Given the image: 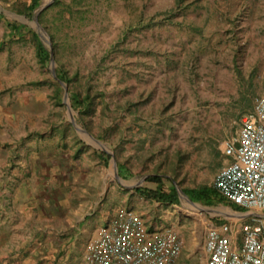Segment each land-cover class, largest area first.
I'll return each instance as SVG.
<instances>
[{
  "label": "rangeland",
  "instance_id": "1",
  "mask_svg": "<svg viewBox=\"0 0 264 264\" xmlns=\"http://www.w3.org/2000/svg\"><path fill=\"white\" fill-rule=\"evenodd\" d=\"M47 1L51 0L42 3ZM196 1L185 0V5ZM199 4L182 11L175 0H91L84 18L75 15L63 28L61 34L71 48L62 62L71 74L79 73L83 81L90 79L104 90L118 117L121 113L115 108L129 100L140 102L134 115L120 118L128 141L120 145L118 135L101 141L121 159L150 157L152 167L167 157L175 159L193 140L228 137L240 129L254 99L264 94V0H199ZM2 9L5 3L0 0ZM59 10H51L49 16L55 17ZM7 11L8 20L32 28L31 19L25 22ZM168 17L172 19L167 21ZM139 22L154 26L134 27ZM6 34L5 21L0 22V161L5 153L15 157L33 154L35 148L40 157L44 152L68 157L75 137L96 148L90 138L76 132L66 104H55L52 83L30 85L50 80V64L47 69L40 66L31 42L5 43L2 49ZM134 117L142 121H130ZM65 126L67 141L61 145L60 128ZM49 129L50 143L45 145L38 135ZM9 169L16 170V163ZM194 182L189 175L185 186ZM219 211L236 217L229 209ZM185 213L197 218L191 210ZM101 223L106 220H98Z\"/></svg>",
  "mask_w": 264,
  "mask_h": 264
},
{
  "label": "crops",
  "instance_id": "2",
  "mask_svg": "<svg viewBox=\"0 0 264 264\" xmlns=\"http://www.w3.org/2000/svg\"><path fill=\"white\" fill-rule=\"evenodd\" d=\"M239 130L216 141L193 140L186 150L170 159V162L175 160L177 171L162 165L160 174L155 172L164 160L150 167V157H136L134 162L129 157L125 166L124 159L114 154L117 163L114 166L112 157L106 161L95 152L97 148L88 147L81 140H75L68 157H56L55 152L49 155L44 152L40 157L36 154L39 148L33 154L15 157L9 152L3 154L0 264H85L89 246L99 237L101 229L125 212L135 213L142 222L140 243L149 245L156 234L172 230L184 242L176 264H204L208 258L205 245L210 228L224 223L241 226L252 219L264 224V210L236 211L226 198L225 203L211 206L192 204L179 194V201L171 204L146 197L142 190L157 189L158 184L150 181L155 176L162 177L165 184L174 185L176 190L177 186L183 191L213 188L216 174L232 161L223 144L236 139ZM49 136L50 129L38 135L39 141L46 145L50 143ZM66 141L61 140V145ZM10 163H16L17 169L10 170ZM189 175L196 180L192 187L185 186ZM219 205L225 206L216 207ZM197 207L201 209L197 211ZM223 209H229L236 217L219 211ZM186 210L195 212L197 218L193 220ZM100 219L106 223L98 224Z\"/></svg>",
  "mask_w": 264,
  "mask_h": 264
},
{
  "label": "built area",
  "instance_id": "3",
  "mask_svg": "<svg viewBox=\"0 0 264 264\" xmlns=\"http://www.w3.org/2000/svg\"><path fill=\"white\" fill-rule=\"evenodd\" d=\"M232 161L215 176L213 188L246 210H264V94L241 119L238 137L224 142ZM142 222L125 212L101 229L88 249L85 264H176L184 246L172 230L155 235L149 245L139 242ZM204 264H264V224L258 219L234 226L224 223L207 232Z\"/></svg>",
  "mask_w": 264,
  "mask_h": 264
},
{
  "label": "trees",
  "instance_id": "4",
  "mask_svg": "<svg viewBox=\"0 0 264 264\" xmlns=\"http://www.w3.org/2000/svg\"><path fill=\"white\" fill-rule=\"evenodd\" d=\"M5 3V9L10 10L18 15H23L29 19H32L34 11L42 4V0H3ZM257 0H253L256 3ZM91 4V0H71L70 2H65L63 0H56V2L44 10L39 16L40 23L48 31L52 38L55 59H56V72L58 78L68 84V92L70 95L71 106L76 113L78 122L83 125L90 133H92L98 140L102 142L111 141L118 135V143L124 144L128 141V134L122 128L120 118L122 120L129 119L130 116L137 112V108L140 102H134L129 100L124 106H118L115 108L117 114L121 116L118 117L114 115V110L111 108V101L107 100L106 92L97 88L95 84L91 82L90 79L83 81L79 73L71 74L64 66L62 62L65 53L71 44H69L68 39L62 36V31L65 26H69L75 15L84 18L85 14L89 11L86 6ZM176 8L185 11L191 7L199 8V0L192 2L191 5L186 6L185 0H175ZM59 7L57 15L53 18L49 16L51 10ZM168 19L172 18H166ZM5 21L7 27L6 40L2 45L5 47V43L13 42H31L35 47L36 57L38 63L43 69H47L50 64V47L43 40L40 34L33 28H30L26 24L16 23L15 21H10L7 19L4 12H0V22ZM157 26H162L163 23L155 24ZM153 23H137L136 26L139 29L142 27H153ZM195 31H201L198 28H194ZM46 83H52L55 86L54 94L52 98L57 106H63L64 88L62 85L55 80L53 77L49 81L44 79H38L32 82L30 85L42 87ZM252 108V107H251ZM140 122L141 117H134L130 121ZM164 117H161V123L164 122ZM143 125V124H142ZM161 124H158L160 127ZM143 127V126H142ZM98 129V130H97ZM62 132V139L66 140L68 136L67 127L60 128ZM75 140H78L75 137ZM83 143V142H82ZM84 145V144H83ZM95 152L105 158L106 161L111 159V154L103 152L101 150H95ZM119 161V158H118ZM121 163V161H120ZM122 163L127 166L129 163L128 158H124ZM162 165H166L167 168L172 171H177V165L175 160H171L167 157L162 163L158 164L155 174L161 173ZM123 167V165H122ZM174 178L177 179L178 173L175 172ZM150 181L158 184L156 190H142V193L146 197H151L160 202H168L174 204L179 201L178 193L174 185L168 186L164 183V179L160 176L151 177ZM184 192L189 196V198L196 203L206 204L208 206L222 204L227 200L219 194L214 188L201 187V188H186ZM229 206L236 211L244 212V208L237 206L232 202H228Z\"/></svg>",
  "mask_w": 264,
  "mask_h": 264
},
{
  "label": "water",
  "instance_id": "5",
  "mask_svg": "<svg viewBox=\"0 0 264 264\" xmlns=\"http://www.w3.org/2000/svg\"><path fill=\"white\" fill-rule=\"evenodd\" d=\"M55 0H51V1H47L45 3H42L33 13V17L31 19V21L23 16V15H18L17 13H14V12H10L11 14L15 15L16 17L24 20L25 22H28L30 21V26L35 30L37 31L41 38L43 40H45V42L49 45L50 47V56H51V60H50V71H51V74H52V77L57 80L61 85L62 87L64 88V99H63V102L66 104L67 108H68V114H69V119H70V123L72 124V126L74 127V129L76 130V132H78L79 134H82L88 138H90L93 142H94V146L99 149V150H102V151H105V152H108L109 154H111L112 156V163L114 166H116V158H115V155L112 151L110 150H107L103 143L98 140L92 133H90L85 127H83L80 123H78L76 121V119L74 118V110L71 106V102H70V95H69V92H68V84L65 83L64 81L60 80L58 78V75H57V72H56V59H55V52H54V47H53V42H52V38L50 36V34L48 33V31L44 28V26L40 23V20H39V16L41 15V13L46 10L48 7H50L52 5V3H54ZM2 12H4L5 14L8 13V11L6 9H2L1 10ZM177 190H178V194H179V197L182 199V198H185L187 199L190 203L192 204H196L195 202H193L185 193L184 191L179 187L177 186Z\"/></svg>",
  "mask_w": 264,
  "mask_h": 264
}]
</instances>
